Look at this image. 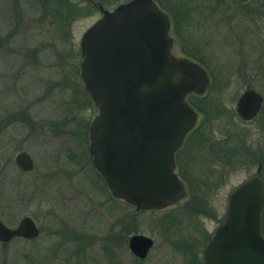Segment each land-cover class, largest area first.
I'll use <instances>...</instances> for the list:
<instances>
[{
  "label": "rangeland",
  "instance_id": "1",
  "mask_svg": "<svg viewBox=\"0 0 264 264\" xmlns=\"http://www.w3.org/2000/svg\"><path fill=\"white\" fill-rule=\"evenodd\" d=\"M180 1L189 9L186 30L208 56L207 68L213 74L211 86L218 88L207 89L205 93L215 94L223 109L220 114L208 115L203 122L198 114V130L209 134L212 140L226 139L228 144L244 143L263 150L264 0H252L244 6L229 0ZM43 10L42 1L0 0L3 213L17 217L30 214L41 227L40 234L29 247L38 264L49 260L52 264L60 263L73 250L70 249L74 243L70 232L76 230L88 236L98 235L93 242H88L90 246L86 251L78 252L77 258L84 263L135 264L134 257L122 245L114 247L116 253L110 256L102 248L112 251L102 237L121 216L129 217L132 233L140 232L154 239L150 256L138 262L160 264L158 262L169 263L175 259L174 264H178L179 259L168 257L169 253L165 255L167 249H163L161 230L156 225L157 219L174 213V208L137 211L122 199L111 196L86 154L85 127L96 108L81 91L78 40L100 13L93 7L89 14L74 19L67 33L61 35L57 27L48 22L49 16ZM179 50L175 44L173 51L179 54ZM246 85L263 96L262 110L248 121L241 120L234 112L235 98ZM76 133H80V138ZM20 149L26 150L32 159L30 171L19 170L12 161L14 153ZM196 158L198 164H190L187 168L204 169L199 151ZM254 169L255 165L248 169L238 165L228 170L221 186L212 189L215 214L224 211V194ZM198 219L208 230L216 224L210 216ZM10 245L8 253L0 254V261L22 264L21 258H25L22 254H26V250L21 249L19 255L15 249L28 245L24 242ZM69 263L74 264L72 260Z\"/></svg>",
  "mask_w": 264,
  "mask_h": 264
},
{
  "label": "water",
  "instance_id": "2",
  "mask_svg": "<svg viewBox=\"0 0 264 264\" xmlns=\"http://www.w3.org/2000/svg\"><path fill=\"white\" fill-rule=\"evenodd\" d=\"M94 6L100 15L78 40V76L96 108L87 128L93 167L110 195L135 210L167 206L185 195L173 160L196 118L185 97L203 92L208 76L198 63L170 52L167 16L152 0H126L111 9L95 1ZM261 100L246 87L235 100V113L250 119ZM13 163L20 170L33 166L23 149L14 153ZM263 203L257 167L229 192L225 217L202 250L203 264H264ZM37 233L26 215L13 229L0 222V239ZM127 245L142 258L151 238L132 233Z\"/></svg>",
  "mask_w": 264,
  "mask_h": 264
},
{
  "label": "flooded vegetation",
  "instance_id": "3",
  "mask_svg": "<svg viewBox=\"0 0 264 264\" xmlns=\"http://www.w3.org/2000/svg\"><path fill=\"white\" fill-rule=\"evenodd\" d=\"M88 1L92 5V7H95L94 6L95 1H99L103 8L111 9L117 3L124 2L126 0H88ZM152 1L167 16V20H168L167 32H168V36L171 38L170 52L175 56L188 58L198 63L205 70L208 76V84L205 90L201 93H194V92L188 93L185 97L186 101L189 103L187 98L193 97L198 102L208 103L211 102V100H214L220 103L219 99L215 94L209 92L205 93L207 89H218V88L209 85L211 83V76L213 74H211L209 68H207L208 63L210 64V61H207L209 59L208 56H205V52L203 53L202 47L197 44V41H195L193 37L189 36L190 34H188L186 30L185 24H186V20L189 17L188 16L189 9L186 8V6L182 5L180 0H152ZM251 1L252 0H249L246 3H240V4L246 5ZM106 2L107 3L111 2V3L105 4ZM95 9L100 13V11L96 7ZM262 43H263L262 45H264V42ZM175 44H177L180 49L179 54L173 51V46ZM261 52L264 54V49H262ZM211 66L215 67L216 65H211ZM246 87H250V86L246 85L244 88ZM244 88L242 89V91L244 90ZM254 90L257 91L256 89ZM81 91L84 92L87 98L90 100V97L84 91V89H81ZM242 91H240L239 94ZM257 92L261 95L262 100L258 111L252 118H254L262 110L263 96L259 91ZM189 104L193 107L191 103ZM193 109L196 111L195 122L193 126L190 128V130L184 135L180 145L175 149L173 153L174 171L181 180V182L183 183L185 195L179 198L178 200H176L175 202L161 208L141 209V210H148L155 212L157 210H161L164 208H169V207L170 209L174 208L173 209L175 210L174 213L157 219L158 221L156 225L160 227L161 241L163 243V247H165V248L161 247L160 250H162V248L167 249L165 251V255L166 253H169L168 257H172L173 259L174 258L179 259L178 264H203L202 250L204 248V245L210 238L216 226H218L223 221L225 217L228 194L235 186H237L239 183H241L251 175H254L257 167H259V177L262 179L264 183V149L263 150L257 148L254 149L244 143H241V145L240 143L238 145H234L231 143L228 144V140L226 141V139L222 141L212 140L210 135L207 133L194 132L193 130L197 127L196 121L198 118V114H200V112L196 107H193ZM252 118L246 119L244 121L251 120ZM90 120L88 122L86 121L87 123L85 129H86L87 144L85 148H86V154L92 164L91 156L87 149V145H88L87 128ZM83 125H84V121L82 126ZM1 129H2V117H0V131ZM76 134L78 136V134L80 133H76ZM191 148H195V151L191 150ZM198 151H199V155L203 156L202 162L205 164V168L201 169L198 166L187 168L190 164L193 163L198 164L199 159L196 158ZM81 152H83V148L81 149ZM238 165L246 166L247 169L255 165V169L252 174L247 175L240 182L233 185L231 189L224 194L223 197L224 211L222 214H215L213 208L214 205L212 202L213 199L212 189L214 190L218 189L219 186H221V183L226 179L228 170L231 168H235ZM30 170H21V171H30ZM96 175L100 176V174L97 171H96ZM100 178L102 179L101 176ZM2 181L3 178L0 181V222L7 228L13 229L18 225L20 218L26 215L32 219V221L34 222V224L38 229V233L36 236L33 237L12 235L8 239H0V254H2L3 256V254L8 253V250L10 249L11 246L10 244H12L13 242H24V244H27L28 247L25 248L23 246L19 249H15L18 250L19 255L21 253V249L26 250V254H22V256L25 257V258L23 257L21 258L22 264H38V262H36L35 255L31 252L32 250L29 249V247L31 243L34 242L38 237V235L40 234L41 227L35 223V219L30 214H23L20 217H17L14 214L3 213V205L5 203L3 201V189L1 186ZM263 208H264V203L262 210ZM262 210L260 213V222H261ZM203 216H210L213 218L214 221H216V224L210 230L205 229L204 226L200 225L199 223L200 221H198L199 220L198 218ZM195 219L197 220V223H194V221H196ZM190 227L193 230L189 229ZM123 230H125V232ZM49 232L61 233V231L59 230H49ZM70 233H71V240L72 242H74L73 246L70 249L73 250L70 253L66 254L62 258L61 262L60 263L57 262V264H71L69 263L70 260H72L74 264H87L86 262L84 263L83 260H79L77 258V254L82 249H85L86 251V249L90 246V243L88 242L89 241L93 242L95 238L96 239L98 238V235L89 234L90 236H88L77 230L71 231ZM133 233H140V232H133ZM131 234H132V230H131L129 217H125L123 223L120 221V218L113 221L108 232L105 235H103V237L108 238V242L111 247L110 249L112 250L111 253L113 254L116 253V250L114 249L116 247L120 248L122 245L125 248H127L130 255L134 257L136 261L135 264H139L140 262H143V260L147 259L150 256L152 252L151 249L154 247V239L151 236L144 234L151 238V245L148 247L145 256L140 258L133 255L127 245L128 237ZM83 242H86V244H84ZM137 260H139L140 262H138ZM174 260L169 261V263L167 262L164 263L158 262V263L174 264L175 262ZM0 264H4V263L0 261ZM43 264H52V261L51 260L44 261ZM151 264H156V263L152 262Z\"/></svg>",
  "mask_w": 264,
  "mask_h": 264
},
{
  "label": "trees",
  "instance_id": "4",
  "mask_svg": "<svg viewBox=\"0 0 264 264\" xmlns=\"http://www.w3.org/2000/svg\"><path fill=\"white\" fill-rule=\"evenodd\" d=\"M35 1L43 2V7H44L43 13L44 14L47 13V15L49 16L48 22L53 23L54 26L57 27L59 34L61 35H64L67 33L68 26L74 19H76L79 16L89 14L90 11L93 9L92 5L89 3L88 0H82L81 2L72 1V0H35ZM217 1L219 2L222 0H217ZM239 5L244 6L245 4L239 3ZM211 84H213V82L210 83V86ZM75 88L77 89V87ZM187 100L189 101V103L193 105V107H196L198 109V111L200 112L202 116V122L205 119H207L208 115L214 116L216 114H220L223 112V109L221 108V105L218 101L211 100V102L204 103V102H198L193 97H188ZM198 128L199 127H196L193 131L196 133H203L201 130H198ZM263 214H264V208L262 210V215H261V230L264 233ZM124 219L125 217L124 218L122 216L120 217V221L122 223L124 222ZM123 231L125 232V230ZM102 238L108 242V239L104 237ZM102 248L103 250H105L108 256L112 254L109 248L107 249V247H104V246Z\"/></svg>",
  "mask_w": 264,
  "mask_h": 264
}]
</instances>
